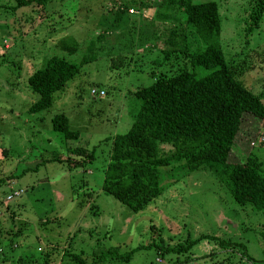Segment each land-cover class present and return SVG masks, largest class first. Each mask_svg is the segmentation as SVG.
<instances>
[{
	"label": "rangeland",
	"instance_id": "rangeland-1",
	"mask_svg": "<svg viewBox=\"0 0 264 264\" xmlns=\"http://www.w3.org/2000/svg\"><path fill=\"white\" fill-rule=\"evenodd\" d=\"M151 1L159 2L50 0L15 10L14 0H0V264H81L80 258L85 264H264V210L235 204L205 168L181 175L178 164L162 168V194L139 212L101 190L111 138L130 128L139 109L134 91L178 68L198 78L210 72L183 53L164 60L165 47L154 39L138 43L140 27L147 34L164 29L157 8L172 23L173 10L142 9ZM206 1L218 4L226 61L244 68L242 82L264 101V0H192ZM121 3L134 12L125 14L126 28L110 29ZM187 36L189 53L205 47L192 28ZM70 39L77 44L72 54L61 48ZM51 56L80 64V71L54 93L50 108L30 113L38 95L27 78ZM92 88L105 95L92 96ZM60 113L77 139L52 130L50 120ZM249 127L243 123L241 130ZM259 132L252 154L264 168V120ZM75 147L94 148V160L68 166L67 158H84L68 151ZM15 191L21 196L11 195ZM160 242L192 247L160 255ZM110 249L119 259L107 254Z\"/></svg>",
	"mask_w": 264,
	"mask_h": 264
},
{
	"label": "trees",
	"instance_id": "trees-1",
	"mask_svg": "<svg viewBox=\"0 0 264 264\" xmlns=\"http://www.w3.org/2000/svg\"><path fill=\"white\" fill-rule=\"evenodd\" d=\"M14 1L13 9L16 10L34 2L44 5L50 0ZM151 6L166 8V12L173 10L172 23L165 22L170 18L168 14L155 9V16L163 20L164 29L160 33L154 30L147 34L144 27H140L138 43L154 39L165 47L162 49L164 60L171 54L183 53L190 58L192 66H202L210 72L198 78L194 71L178 68L169 75H156L150 85L134 91L133 95L140 101L139 109L130 128L111 138L101 190L132 211H142L163 192L162 168L178 164L176 169L180 175L205 168L224 186L235 204L244 209L264 210L263 163L252 154L253 143L264 120L263 94L252 92L242 82V66L232 67L226 61L219 43L221 22L218 4L214 1L193 3L192 0H159L156 4L153 1L141 4L142 9ZM129 10L125 3L116 4L109 28H126L125 14H129ZM259 10L262 12V7ZM178 11L183 14V19L177 17ZM189 28L205 44L203 49L188 52ZM61 48L72 54L77 44L70 39L63 41ZM122 61L119 59L120 63L114 66ZM79 71L80 64L64 58L51 56L46 59L42 67L27 78L29 89L38 95L28 111L35 113L50 108L54 93L62 90ZM103 92L101 96L105 95ZM50 122L52 130L59 132L64 139L78 138L79 132L70 129L65 114L53 116ZM243 123L251 127L248 132L241 130ZM164 145L169 149L164 150ZM233 146L245 152L246 157L237 155ZM68 151L84 157L78 161L67 158L68 166L72 164L73 168L82 167L95 158L94 148L75 147ZM209 237L216 240L214 236ZM160 243L161 248L156 246L160 255L163 252L181 253L192 247V243L184 246ZM134 251L128 252L127 257ZM116 252V249H110L107 254L119 259ZM74 257L79 258L77 255ZM103 257L98 261L102 262ZM80 261L85 264L81 258Z\"/></svg>",
	"mask_w": 264,
	"mask_h": 264
},
{
	"label": "built area",
	"instance_id": "built-area-1",
	"mask_svg": "<svg viewBox=\"0 0 264 264\" xmlns=\"http://www.w3.org/2000/svg\"><path fill=\"white\" fill-rule=\"evenodd\" d=\"M130 12H134L132 9H130L129 10ZM103 90H100V91H98V90H96L95 88H92L91 90H90V94L92 95V96H101V95H103ZM11 195H16V197L17 196H19V192H12L11 193ZM158 260V262H161V264H165L164 262H162V260H160V259H157Z\"/></svg>",
	"mask_w": 264,
	"mask_h": 264
},
{
	"label": "crops",
	"instance_id": "crops-1",
	"mask_svg": "<svg viewBox=\"0 0 264 264\" xmlns=\"http://www.w3.org/2000/svg\"><path fill=\"white\" fill-rule=\"evenodd\" d=\"M21 191H22V190H21ZM20 196H21V195H20ZM20 196H19V197H20ZM19 197H18V198H19ZM18 198H17V199H18Z\"/></svg>",
	"mask_w": 264,
	"mask_h": 264
}]
</instances>
